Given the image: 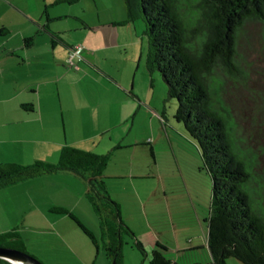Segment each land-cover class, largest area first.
<instances>
[{
  "label": "rangeland",
  "instance_id": "1",
  "mask_svg": "<svg viewBox=\"0 0 264 264\" xmlns=\"http://www.w3.org/2000/svg\"><path fill=\"white\" fill-rule=\"evenodd\" d=\"M2 1L0 28L5 30L0 45H23V39L34 36L33 46L18 58L25 61L16 74L41 84L40 95H29L41 112L33 123L35 130L20 135L15 128L23 124L4 125L8 116L19 117L9 91L1 90L0 135L8 137L0 142V153L22 166L35 160L56 164L64 145L109 154L103 171L107 191L119 204L124 225L146 252L142 255L133 238L124 233L122 264H149L156 249L171 260L206 264L210 260L206 246L210 177L202 168L194 140L175 119L176 101L167 100L165 82L157 71L147 68L149 44L142 18L115 28L106 36V45L82 43L84 35L93 31L83 30L81 19L65 17L50 23V30H64L61 37L70 45L97 50L94 67L88 59L76 66L67 63V49L51 46L42 28L46 15L32 14L36 0H20L22 11ZM92 3L79 0L62 8L81 15ZM79 26L81 30L76 29ZM237 40L236 71L228 74L216 68L217 92L235 123L237 146L252 156L254 171L264 184V18L246 21ZM22 136L28 141H17ZM81 182V198L52 182L42 185L26 180L0 188V233L17 230L26 242L25 251L43 264H110L102 249L98 218ZM51 202L56 207L48 208ZM62 209L67 213H61ZM76 220L99 240L98 251ZM227 264L241 263L230 257Z\"/></svg>",
  "mask_w": 264,
  "mask_h": 264
},
{
  "label": "trees",
  "instance_id": "2",
  "mask_svg": "<svg viewBox=\"0 0 264 264\" xmlns=\"http://www.w3.org/2000/svg\"><path fill=\"white\" fill-rule=\"evenodd\" d=\"M126 2L128 18L124 23L138 18L144 21L149 44L147 68L160 74L166 84L167 100L176 101L175 119L194 140L202 168L210 177L207 264H227L230 257L241 264H264V184L254 171L252 156L247 157L235 142V123L218 95L220 81L215 72L218 67L228 74L235 73L239 32L246 21L264 18V0ZM120 24L123 23H114ZM50 37L52 44L65 46L58 33L50 32ZM32 44L33 37L24 39L22 46L30 48ZM108 160L109 154L98 155L64 145L56 164L45 161H35L30 166L0 164V188L43 173L75 174L84 181L86 198L98 218L107 260L110 264H122L120 248L124 233L133 238L142 255L146 252L133 231L124 225L120 206L107 191L103 171ZM61 213L67 211L62 209ZM76 222L98 251L101 244L96 236ZM0 246L26 252V242L15 229L0 233ZM0 264L11 263L0 259ZM149 264H171V261L156 249L151 252Z\"/></svg>",
  "mask_w": 264,
  "mask_h": 264
},
{
  "label": "crops",
  "instance_id": "3",
  "mask_svg": "<svg viewBox=\"0 0 264 264\" xmlns=\"http://www.w3.org/2000/svg\"><path fill=\"white\" fill-rule=\"evenodd\" d=\"M78 1L79 0H76L75 2H68L67 0H36L37 10H35V12H33L32 14H36L38 17L41 13H44L46 15L47 20L43 24L42 28L49 34V36H50V32H55V33H58L59 36L61 37L60 33L64 32V30H61V28H55V29L53 28V30H50L51 28L50 23L57 21V20H61L65 17L81 19L82 20L81 23L84 28L83 30L87 29V30L93 31L92 33L89 32L84 35V42H82L84 43V45H91L90 43H93V42H97L98 45L100 44L106 45L105 44L106 36L109 34H113L115 32V28L121 27V26H129L135 21L134 20L132 22L124 23L128 18L126 0H93L91 8L88 9L89 12L87 9H84L85 13H82L81 15L77 14L76 12H73L70 9L66 10L62 8L65 5V3L72 5V4L77 3ZM2 2L3 4L8 5L9 7H13V9L22 11L20 0H3ZM49 8H53V9L50 11ZM26 13L29 15V12H26ZM34 17L35 16L32 15L31 19L32 20L35 19ZM114 23H123V24L114 25ZM1 28L5 30L4 27H1ZM76 29L81 30V26L77 27ZM32 37H33V44H34V36ZM28 38H31V37H28ZM62 39L64 40V38ZM50 42H51V37H50ZM64 43H65V46H62L61 44L59 46L69 51V47H71L72 45H70L66 40H64ZM51 46L55 47L57 45L51 43ZM89 47L91 46L83 47V60L82 61H86V59H88L90 62V65L94 67L97 62L96 61L97 60V50L95 48L91 49ZM28 49L29 48H23L22 45H13V46L0 45V91L1 90L9 91V96L12 99L10 101H13L15 113L19 117L18 119L13 120L12 118H8L10 117L8 116L7 122H5L4 125L23 124L26 127L29 126L25 128L22 125V127L15 128V130H17L16 132H20V135H25V136L28 133H32L35 130L33 127V123L39 120L40 117H38V115H40V112H41V109L35 108L34 100L31 97H29L30 94L40 95V85L41 84L36 82V80L32 79V77L25 79V78L20 77L18 74H16V72H18V68L25 61L23 59L22 61H20L18 60V58L19 59L21 58L20 55H26L27 52L25 50H28ZM77 63H76V66H77ZM8 77H10V80H7ZM111 80L113 81L112 78ZM1 102H4V100ZM23 105H25V107H23ZM10 113H12V110ZM40 126L42 127L43 130H47V128L44 125L40 124ZM7 135L8 134L0 135L1 136L0 142H6L5 138L8 137ZM17 141H22L25 143L28 140L26 137L22 136V137L17 138ZM8 142H11V141H8ZM6 157L7 156H5L4 153L2 152L0 153V164L15 163V162H10L12 160ZM35 161H41V160H35ZM48 163L55 164V162H48ZM104 177L106 178V176ZM29 182H32L35 184H42V182L44 184L46 182L47 183L52 182L56 185H59L60 183L63 186L61 189L62 191L66 192L67 194L77 195L80 198L83 192V186H82L81 179H79L78 176H76L75 174L71 172L43 173L42 175L29 180ZM53 204L55 203L51 202L50 204L47 205V207L52 208V206L50 205H53ZM56 205H53V206L56 207ZM170 261H171V264H205V262H200L197 260L185 261V260H179V258L175 260L170 259Z\"/></svg>",
  "mask_w": 264,
  "mask_h": 264
},
{
  "label": "water",
  "instance_id": "4",
  "mask_svg": "<svg viewBox=\"0 0 264 264\" xmlns=\"http://www.w3.org/2000/svg\"><path fill=\"white\" fill-rule=\"evenodd\" d=\"M0 259L11 264H43L34 256L12 247L0 246Z\"/></svg>",
  "mask_w": 264,
  "mask_h": 264
},
{
  "label": "built area",
  "instance_id": "5",
  "mask_svg": "<svg viewBox=\"0 0 264 264\" xmlns=\"http://www.w3.org/2000/svg\"><path fill=\"white\" fill-rule=\"evenodd\" d=\"M82 60H83V47L82 46L77 45L69 50L67 63L71 65H76L77 62H80Z\"/></svg>",
  "mask_w": 264,
  "mask_h": 264
}]
</instances>
